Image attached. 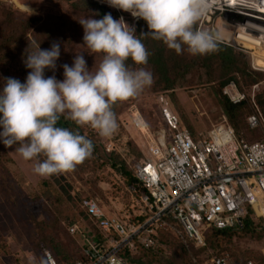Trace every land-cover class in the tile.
<instances>
[{
	"label": "rangeland",
	"instance_id": "rangeland-1",
	"mask_svg": "<svg viewBox=\"0 0 264 264\" xmlns=\"http://www.w3.org/2000/svg\"><path fill=\"white\" fill-rule=\"evenodd\" d=\"M90 2L108 5L105 0ZM25 3H30L28 6L35 10L34 14L27 15L23 8ZM95 10L96 7L87 0H0V44L6 43L2 40L1 31L11 27L19 34L25 35L23 46L20 43L25 50L37 43H40L42 49H46L53 42H59L61 49L56 68L54 72L45 70V75H55L56 79L62 80V65H71L75 53L81 52L89 69L94 68L101 59V54H89L88 50L82 47L83 28L78 23V19L90 14L98 19ZM125 13V22L132 26L136 18L131 21L130 13ZM33 18L40 21L34 23ZM216 18L217 15L211 25H219L220 30H223L224 27ZM219 44L241 55L248 71L264 75V71L252 69L251 58L246 51L230 44ZM13 47L17 46L4 45L2 48L5 57L8 53L11 55L0 63V78L12 77L23 82L30 71L25 67L21 55L26 52L12 49ZM258 59L261 58H256ZM254 62L264 65L259 61ZM187 79L191 87L175 88L156 99L155 93L147 87L136 97L113 103L116 130L107 137H99L97 131L93 130L99 139H95L96 146L92 154L72 170L41 177L34 173L33 161L23 160L14 151L15 145L5 147L0 143V264H38L44 250L56 253L53 249L55 245L61 247L69 256L79 255V245L83 241L80 237H75L77 243L68 233L67 227L71 221H82L78 205L83 198L99 200L107 212L118 216L130 215L132 218L134 213L138 210L140 212L137 195L141 189L137 188L135 193L131 191L132 183H126L119 172L118 164L125 163L131 171L133 163L146 158V145L156 137L160 127L151 130L145 116L153 124L155 120L152 111L158 113L160 106L165 105L179 117L180 128L186 130L181 116V113L183 114L193 127L195 136L210 132L214 127L221 125L222 118H225L212 95L211 85L216 83V78L212 79V84V80L208 81L203 70L199 69L197 76L190 75ZM236 87L246 95L243 102H246L250 114L261 113L263 127L258 129L260 137L256 139L264 140V76L249 86L242 84L239 88L236 84ZM257 96L262 100V106L257 104ZM135 111L147 125L148 131L135 130L131 126V113ZM240 131L244 135L243 138L248 140L245 126H242ZM107 142L114 144V152L111 155L103 148ZM131 210H134V213ZM255 224V234L239 235L230 244H226L223 250L206 244V249L196 255L202 261L200 264L208 262L210 256L222 253L229 258L231 264H264V218L255 221ZM88 226L85 221L83 227L87 229ZM162 239V245L156 253L157 258L150 264H189L187 255L172 238ZM100 240L104 241V236Z\"/></svg>",
	"mask_w": 264,
	"mask_h": 264
},
{
	"label": "built area",
	"instance_id": "built-area-1",
	"mask_svg": "<svg viewBox=\"0 0 264 264\" xmlns=\"http://www.w3.org/2000/svg\"><path fill=\"white\" fill-rule=\"evenodd\" d=\"M210 5L197 27L220 29L211 25L217 15L216 20L224 27L219 43L243 49L251 58L252 69L264 71L254 64L256 58L263 57L255 48L264 47V0H210ZM247 19L259 30L244 29ZM239 30L256 41L248 44L250 48L238 39ZM229 35L237 42L228 39ZM222 95L232 104L246 100L233 81L223 86ZM158 111L162 126L146 145V158L131 168L139 180L130 185L131 191L143 189L137 202L138 214L144 215V220L133 222L130 215L109 213L99 200L84 198L81 207L105 240L95 238L77 223L68 225L70 235H78L83 241L81 258L73 264H131L121 252H135L137 245L154 246L157 228L170 230L182 242L200 248L207 229H243L249 210L256 216L264 209V140L248 141L237 136L224 117L210 132L192 137L180 128L179 117L167 106H160ZM130 122L135 130L148 131L137 111L131 113ZM262 122L259 112L247 117L249 129L260 128ZM105 149L110 153L114 144L107 142ZM41 264L59 262L50 250H44ZM209 264L231 262L227 256L216 255Z\"/></svg>",
	"mask_w": 264,
	"mask_h": 264
},
{
	"label": "clouds",
	"instance_id": "clouds-1",
	"mask_svg": "<svg viewBox=\"0 0 264 264\" xmlns=\"http://www.w3.org/2000/svg\"><path fill=\"white\" fill-rule=\"evenodd\" d=\"M111 7L146 22L149 31L135 33L123 17L113 19L82 16L83 45L89 54H101L95 67L86 66L84 56L75 53L71 65L63 64V79L45 75L56 68L61 44L42 49L40 43L25 50L24 64L30 71L23 82L0 78V143L15 145L33 171L41 177L72 170L88 158L93 144L85 135L57 126L61 116L76 125H87L101 136L117 128L113 103L138 96L153 83L145 67L149 51L143 38L159 40L177 54L187 51L205 55L217 50L222 39L219 28L197 27L210 8V0H105ZM31 3V2H30ZM25 3L24 11L35 10ZM131 61V67L127 62ZM43 159H39V157Z\"/></svg>",
	"mask_w": 264,
	"mask_h": 264
},
{
	"label": "trees",
	"instance_id": "trees-1",
	"mask_svg": "<svg viewBox=\"0 0 264 264\" xmlns=\"http://www.w3.org/2000/svg\"><path fill=\"white\" fill-rule=\"evenodd\" d=\"M91 0H87L88 3L94 5L96 7L95 13L99 18H102V16L105 13H110L113 19H116L118 17H123L124 21L127 18L125 15L126 13L124 11H119L114 7H111L106 4H99V2L92 3ZM126 17V18H125ZM133 21V17L131 16ZM32 21L34 23L39 22L40 19L33 18ZM135 27V33L139 35L141 32H147L149 31L146 25V22L142 19L136 18L135 21L132 22V26ZM2 40H4L7 47H11L16 45L17 47H13L12 49H16L21 52H25L24 48L21 47V44L23 46L24 34H19L18 31L11 27L8 30L1 31ZM21 43V44H20ZM143 43L145 44V47L149 51L150 55L148 57V63L145 67L151 70L153 74V83L150 86V89L152 92L155 93L154 99H156L159 96L165 95L167 92L173 91L175 88L178 87H191L189 84V81H187V77H193L198 75V70L202 69L203 73L205 75V78L208 79V81L212 80L213 78H216V83L213 84V80L211 83L212 87V95L215 98L216 102L220 106L223 115L226 118V121L228 125L231 126L233 131L237 136L243 137V133H241V127L245 126L246 132L249 135L248 141H255L256 138H259V128L257 129H249L247 125V117L250 114V111L248 110V106L246 102H241L239 104H232L228 101V99L222 95V88L224 85L227 84L228 81L232 80L234 81L239 88L244 85H251L254 82L260 80L263 78L264 75L261 73L255 72L252 73L248 71L245 66L246 63L242 60V56L239 54L234 53L231 48L226 47L224 45L218 44V48L215 52L205 55H192L188 53L187 51H182L180 54H177L174 50L169 49L166 47L164 43H162L159 40H154L149 37L143 38ZM4 45L0 44V63L4 62L6 58L11 55L10 53L6 54V57L3 53L2 48ZM22 57L25 58L26 53H21ZM255 61H259V63L264 64V61L261 59H258ZM131 67H139L136 65H133L132 62L129 60L127 62ZM264 67V65H263ZM257 104L259 106H262V100L257 96L256 97ZM182 110V109H181ZM180 110V111H181ZM154 115L153 124L149 122V119L146 118V123L148 127L151 130H156L159 127L162 126L159 113H155V111H152ZM151 116V115H150ZM183 124L186 127V130L188 133L195 137V131L193 130V127L191 126L190 122L183 117V114L181 113ZM244 119V122H243ZM145 120V119H144ZM263 120V118H262ZM149 123V124H148ZM57 126L66 127L73 131H78L80 134L85 135L88 139L92 141L93 148L96 146V140L99 139L98 136H96L93 132V129L88 127L87 125H81L78 126L74 122H72L70 119L66 118L65 116H61L60 119L57 122ZM263 127V122L261 124V127ZM101 135H99L100 137ZM96 139V140H95ZM247 140V138H246ZM105 146V145H104ZM105 149V147H103ZM106 152V149H105ZM112 152L107 153L108 155H111ZM117 165H115L116 167ZM119 166V172L122 173V176L124 177L127 184L131 183H138V178L134 175L132 169L129 171L127 169V166L125 163L121 162L118 164ZM143 189L140 190L142 192ZM139 192V193H140ZM138 193V194H139ZM138 197V195H137ZM90 198V197H86ZM84 199V198H83ZM80 201L78 207H79V215L80 219L82 221H71L68 225L72 223L79 222V226L83 229L84 222L87 221L89 224L88 228L85 229L89 233L93 234L97 239H102L103 235L101 231L97 228L94 221L88 216L86 211H84L81 207ZM132 213H134V210H131ZM139 210L134 213V221L133 222H141L144 220V215H139ZM260 220V218H257L252 210H249V216L245 220L243 229H225V230H215V229H207L204 232V246L200 248H195L193 245L186 241L182 242L174 233H172L170 230H165L161 228H157L156 236H154L155 245L150 248H144L141 245H137V249L135 252H129L127 250H124L121 252V255H123L126 260L131 264H150L155 258H157V251L162 245V238H172L173 241L179 246V248L183 251L185 255H187V259L189 264H200V261L197 258V254L202 253L206 246L210 245L212 248H217L220 250H223L226 244H230L232 240L235 237H238L239 235L248 236L255 234L257 230V225L255 224V221ZM68 231V227H67ZM69 233V231H68ZM70 234V233H69ZM72 236V235H70ZM75 240L79 237L78 235L72 236ZM80 239V238H79ZM78 243V240H76ZM75 241V242H76ZM164 242V241H163ZM80 244V243H79ZM207 244V245H206ZM80 246V245H79ZM56 253H54L52 250H50L55 257L57 258L59 264H73V261L76 257L81 256V247L79 250V255L72 257L71 255H67L65 251L55 245L53 247ZM44 252V251H43ZM135 253V254H134ZM137 254V255H136ZM216 255H222V254H214L212 256ZM209 257L210 258L212 257ZM142 260H145L143 263ZM206 262L205 264H209ZM264 261V258L262 259ZM43 262V253L41 261H39L38 264H41ZM253 264V263H252Z\"/></svg>",
	"mask_w": 264,
	"mask_h": 264
},
{
	"label": "bare ground",
	"instance_id": "bare-ground-1",
	"mask_svg": "<svg viewBox=\"0 0 264 264\" xmlns=\"http://www.w3.org/2000/svg\"><path fill=\"white\" fill-rule=\"evenodd\" d=\"M21 1V0H20ZM227 1H230V2H232V3H235L236 1H239V0H227ZM247 21H248V19H247ZM219 26V25H218ZM243 27H244V29H246V30H250V31H253V32H255V29H257V30H259V28H256V26H254V25H252L249 21L248 22H246L244 25H243ZM222 30V29H221ZM243 30H239V36H238V39H240V40H242V41H244L245 43L243 44L244 46H246L247 48H250V46L248 45V44H250V45H252L253 43H255L256 41L255 40H252V39H250V38H248L246 35H245V33H243L242 32ZM223 31H221V33H222ZM222 34H224V32L222 33ZM227 38L228 39H230V40H234V41H236L237 42V39L234 37V36H227ZM255 49H257L258 51H260V55H262L263 57H259V58H261L262 60H264V47L262 46V45H260L259 47H256ZM254 64H255V62H254ZM256 66H258V67H260V68H264L263 66H261V65H257V64H255Z\"/></svg>",
	"mask_w": 264,
	"mask_h": 264
},
{
	"label": "crops",
	"instance_id": "crops-1",
	"mask_svg": "<svg viewBox=\"0 0 264 264\" xmlns=\"http://www.w3.org/2000/svg\"><path fill=\"white\" fill-rule=\"evenodd\" d=\"M260 212V213H259ZM259 212L256 213V216L260 219H262V216H264V209L260 210Z\"/></svg>",
	"mask_w": 264,
	"mask_h": 264
}]
</instances>
